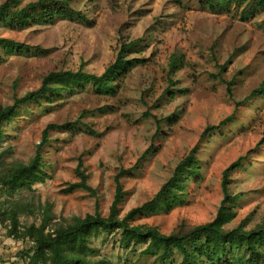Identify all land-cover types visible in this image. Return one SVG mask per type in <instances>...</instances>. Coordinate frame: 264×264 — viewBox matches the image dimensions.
Instances as JSON below:
<instances>
[{
	"label": "rangeland",
	"instance_id": "rangeland-1",
	"mask_svg": "<svg viewBox=\"0 0 264 264\" xmlns=\"http://www.w3.org/2000/svg\"><path fill=\"white\" fill-rule=\"evenodd\" d=\"M32 1L21 0L20 5ZM70 2L90 22L57 18L49 25L23 30L0 25V39L48 50L4 56L0 49V106L13 105L15 98L37 90L50 72L76 71L82 66L99 76L114 63L123 45L133 43L127 54V78L113 96L85 89L52 104L20 108L14 120L4 124L3 150L8 151L9 161L27 163L47 125L68 126L50 132V144L43 150L50 178L17 198L8 196L6 189L0 191V202L27 205L31 212L21 216L23 225H39L46 203L52 205L56 223L95 211L106 217L114 199L115 174L144 155L140 169L121 180L122 218L150 201L178 163L197 147L201 177L188 188L185 204L136 223L169 234L181 223L209 222L222 199L223 171L246 155L243 168L230 176L231 194L242 196L230 227L245 218L247 229L264 223V144L259 146L264 137V94L250 97L264 84V11L241 20L234 7L222 11L223 6L212 13L201 8L198 0ZM177 57L184 65L173 71L169 62ZM232 115L231 123L201 140L206 127ZM149 148L154 149L145 155ZM79 161L95 196L84 190L62 192L79 182L75 173ZM116 239L103 243L95 239L92 257L105 256L109 264L153 261L141 256L144 246L124 251ZM31 246L7 238L0 226V264H27L16 256ZM180 261L175 252L167 264Z\"/></svg>",
	"mask_w": 264,
	"mask_h": 264
},
{
	"label": "trees",
	"instance_id": "trees-1",
	"mask_svg": "<svg viewBox=\"0 0 264 264\" xmlns=\"http://www.w3.org/2000/svg\"><path fill=\"white\" fill-rule=\"evenodd\" d=\"M21 0H5L0 5V25L12 29H28L33 26L49 25L57 18L90 22L87 16L71 5L70 0H35L20 5ZM201 8L217 13L231 7L239 10L240 19L253 18L259 10L264 11V0H198ZM264 26V23H263ZM134 48L133 43L123 45L114 61L101 75H95L79 67L76 71L63 70L48 73L41 86L15 98L14 104L0 106V191H8L11 198L20 197L22 193L32 192L36 184L46 182L50 175L45 170L46 163L43 150L50 144V132L60 130L68 125H47L42 131L41 142L36 147L34 156L27 162L9 161L8 151L3 150L6 139L4 124L14 120L19 109L27 105L52 104L64 95L75 91L92 89L99 95L113 96L120 92V85L127 78V54ZM0 49L4 56L21 53H48L39 46H28L7 39H0ZM213 50L212 60L216 61ZM178 62L180 67H176ZM133 64V63H132ZM182 58L169 62L173 71L183 67ZM264 94V84L253 91L250 97ZM234 115L220 122L217 126H208L201 135V140L220 131L231 123ZM163 124V120L159 124ZM264 144V137L259 146ZM149 148L145 155L152 152ZM197 147L192 149L175 167L171 177L159 188L150 201L130 210L124 217L119 216V207L124 201L125 193L121 180L131 176L140 169V162L131 168H120L114 176L115 194L106 217L97 211L84 217H72L56 223L52 205L46 203L41 214V223L24 224L20 221L25 212H31L27 205L18 202H0V226L7 238L17 243H31V247L22 250L16 258L27 264H109L103 256L94 259L97 247L95 239L105 242L115 238L124 251L144 246L141 256L152 258L151 264H167L175 255L181 256L178 264H264V223L247 229L249 219L230 227L237 218V209L241 195H232L229 189L231 174L243 168L247 155L240 157L223 171L221 180L222 199L212 220L202 225L181 223L169 234L161 233L157 227L138 225L139 219L161 214H168L174 208L182 206L188 196V188L201 177L198 163ZM79 182L63 189L64 194L84 190L95 196L88 186V177L82 161L75 170ZM239 254V255H238ZM238 255V256H237Z\"/></svg>",
	"mask_w": 264,
	"mask_h": 264
}]
</instances>
